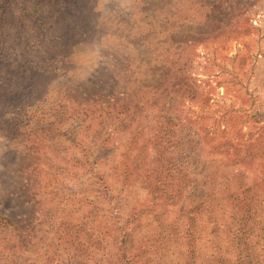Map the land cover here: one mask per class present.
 <instances>
[{
	"label": "rangeland",
	"instance_id": "374dc122",
	"mask_svg": "<svg viewBox=\"0 0 264 264\" xmlns=\"http://www.w3.org/2000/svg\"><path fill=\"white\" fill-rule=\"evenodd\" d=\"M3 2L0 0V70L5 53L14 54L11 59L20 54L21 41L25 46L37 42L29 49L30 58L39 55L40 61L48 63L34 68L41 74L17 98L19 101L0 106V213L13 220L25 214L30 220L34 211L40 210L45 218L54 204L53 193L58 192L52 215L58 216L59 222L75 227L89 215L94 220L89 218L88 223L111 226L109 234L115 233L119 221H105L104 217L115 216L117 209L124 224L134 207L150 208L153 196L149 186H144L151 182L149 177L144 179L146 169L149 171L157 159L169 158L182 146L194 150V155L184 157L181 165L185 169L179 168L171 176V188L167 189L169 180L166 182V193L180 190L174 199L178 203L168 212L171 218L180 216L183 226L178 229L169 256H165L186 264L193 249L195 258L189 259V264H218L213 261V247L208 242L213 226L200 222L194 228L189 224L196 215L197 201L188 192L197 176L202 180L209 174L218 177L220 188L227 179L233 194L243 190L256 195V202L264 201V0H10L1 6ZM57 18L62 21L56 23ZM139 53L131 73L137 75L142 70L143 74L145 70L148 87L156 88L163 82L169 87L160 101L150 97L148 103L142 102L139 115L130 114V118L137 117L130 130L118 131L111 121L115 120L113 116L107 122L103 118L99 124L97 115L81 113L79 117L72 111L63 122H54L52 115L58 114L60 101L56 95L64 91L66 84L80 91L95 81L107 86L111 84L109 76ZM174 84L176 87L171 89ZM117 89L122 87L118 85ZM45 97L49 98L43 102ZM37 102H42L41 107ZM35 113L51 118L56 136L45 137L43 131L32 136L37 150L27 158L23 149L4 140L2 129L34 118ZM168 114L172 135L161 136L163 127L159 124L167 125ZM137 128L138 141L134 136ZM138 155L145 159L140 176L133 179V174L125 181V165L129 164L131 174L132 161ZM22 164L36 167L35 175L39 177L35 182L41 200L34 208L28 205L31 187L21 183ZM163 177H167L166 172ZM200 187L204 194L207 187ZM103 190L110 192L111 201L102 197ZM75 196L79 197L73 200ZM97 202L102 204L100 212L92 204ZM161 206L157 201L156 208L144 214L140 225L130 227L135 230L129 254L150 250V241L159 240L161 244L163 234L173 231L158 227L152 219ZM43 220V224H37L38 237L30 251L36 252L39 264H67L74 250L70 241L59 239L63 226L54 219ZM68 232L74 234L72 229ZM108 235L103 250L93 248L91 257L82 256L71 264H80V260L83 264L114 262L118 247ZM145 241L147 244L141 246ZM6 249L0 238V264H16L5 263ZM173 251L175 257L171 256ZM234 256L226 263L237 264ZM256 258L253 264H264V253Z\"/></svg>",
	"mask_w": 264,
	"mask_h": 264
},
{
	"label": "trees",
	"instance_id": "16d2710c",
	"mask_svg": "<svg viewBox=\"0 0 264 264\" xmlns=\"http://www.w3.org/2000/svg\"><path fill=\"white\" fill-rule=\"evenodd\" d=\"M9 1L10 0H4V2L1 3V6H6ZM57 1L58 3L61 2V0ZM60 19L61 18H57L56 23L62 21ZM62 26L63 25H61V27ZM20 43H22L23 48L20 49V54H18L15 59H11L15 56L11 52L8 54L5 53L4 58L2 59L3 65L1 66L0 70V106H9L14 101H19L17 98L23 95L24 92L29 89L27 86H30L33 83L32 80H36L41 74L39 71L34 70V68H42V64L44 65L48 63V60L44 62L40 61L39 55L37 58H30L29 49L35 47L37 42L34 41L28 46H25L24 42L22 41ZM170 46L173 45L170 44L168 47ZM163 51L170 53L168 50ZM24 52L27 55L24 54ZM139 55L140 53L137 54L135 58H129L128 61H125L118 68V70L114 72V76H109L108 79L111 84L107 86H103L101 82L95 81L93 83H89L86 86L87 89H85V91H80L81 88H76V86L72 88L70 84H66L64 86V91H59L56 95V98L60 101L57 102L58 114L52 115L55 117L53 118L54 122H63L65 120L64 116L68 113V111H72L74 116L77 115L79 117L81 113H83V115H97V117L100 119L99 124L103 122V118L107 122L112 119L109 117L113 116L115 120L112 119L111 121H114L113 124L115 123V126L117 125L116 129L118 131L125 132L130 130L133 122L137 118H130V114L136 113L139 115L137 112H140V110H142L144 107L142 102L144 101L148 103L150 97L152 99L159 98L158 101H160L161 94H163L167 87H169L165 85L164 82L160 84L161 86L157 84L156 88L148 87V83L150 81L147 80L149 76L145 70L143 71V74H140L142 70L139 71L137 75L131 73V66L139 59L137 58ZM27 56L29 57V60ZM136 69H139V67H136ZM153 80L154 79L151 81ZM118 85H120L122 89L118 90ZM175 87V84L171 85V89ZM49 97L42 98L45 99L43 102L48 100ZM41 103L42 102H37L36 105L41 107ZM38 111L44 112V110ZM38 114L39 113H35L34 118L28 117L26 120H19L18 122L10 123L7 125L6 129H2L4 140L23 149L25 157L27 158L33 156V150H37L34 146L36 145V140L33 139L32 136H34L36 133H39L40 131L45 133V137L56 136V132L54 128H52L54 122H51V118L47 115L40 116ZM36 117L37 119H35ZM161 119L163 121L166 120V116L163 114ZM167 121L169 122L166 126L159 124L161 127H163L161 131H159L161 136L169 134L172 135L171 129L173 130V124L170 116ZM139 129L137 128L134 131L135 139L139 137ZM193 151L194 150L190 148H182L181 146V148L174 155L167 159H163V157H161L156 160L154 166H152L149 171L146 169L147 173L144 175V179L149 177L151 178V182H149V185L145 184L144 186H149L148 189L150 195L152 194L153 196L150 200L152 206H148L150 208H145L143 206L142 209H136V207H134L131 215L127 217V221L124 224H121L120 222L121 216L118 214L119 211L117 209L115 210V216L112 214L110 217L105 216V221L112 219L119 221L118 226L120 227L115 229V233L112 231V233L109 234L110 230L108 227L111 228V226L107 227L97 225L96 222L88 223L87 220L89 218L94 220V218L89 217V215L82 217L80 220L81 223L77 222L80 224H77L75 227V224L73 225V223H71L73 226L69 227L71 226L70 224L59 222L60 218L56 215H52L57 201L56 195L58 193L54 192L53 194L55 197L52 199L54 204L51 206L45 218H49L50 221L54 219L55 223L62 225V234L59 239L64 242L70 241L73 246L74 252H72V255L68 256L67 262L65 263L71 264V262L78 260L82 256H86L85 259H87V257H91L95 253L92 250L93 248L97 250H103L107 235L109 234L108 236H111L110 238L112 243L118 247V252H116L117 259L110 264H140L145 262H148L149 264H179L178 259L172 257L171 259H167V256L165 255L169 256L171 246L176 244L175 238L178 235V229L179 227L183 226L180 216L177 215L176 217L171 218L170 212H168L170 207L175 208L176 203H178H175L174 199L179 197L178 194H180V190L176 189L169 191V193L166 192L167 189L171 188V185L173 184L169 179L175 176L174 173L176 170L183 168L181 164L184 161V157L188 156V159H190L192 154L194 155ZM162 154L163 149L160 155ZM99 157L100 156H98L97 159ZM144 161L145 159H142L138 155V157L132 161L133 167L131 169V174L129 172V164H126L125 170L123 172L125 175L124 180L128 181L133 174H136L134 175L133 179L138 178L140 176V169L142 168ZM32 167V165L22 164L19 171L21 183H23L22 185L27 186V188L31 187L28 193V205L30 208H34L36 203L39 204V201L41 200V197L38 194L39 191L36 189V182L38 183L39 177L35 175L36 167L33 169ZM186 168H188L186 170H189L188 164L186 165ZM164 172H166L167 177H163ZM217 179L218 177L216 175L211 177L209 174H207V176L204 178L202 177V180H200L198 176L194 179V187L191 188L188 193H190L192 200L197 201L194 208L196 215L189 219V224L194 228H197V225L200 222L205 223L208 227L213 226L214 231L208 241L211 247H213V261L217 262L218 264H227V261L225 260L235 253L233 259L236 260L237 264H253L254 261L257 260L256 257L258 254L264 253V201L258 200L256 202V195H251L253 196L251 197L249 192L246 193L243 190L239 193L233 194V192H230L231 190L229 181L227 179L223 188H220L219 183L216 182ZM167 180H169V186L166 183ZM201 185H205L207 187V191L204 192V194L201 190ZM166 187L167 189L165 191ZM97 191L99 193L101 192L98 189ZM101 195L104 199L106 198L109 201L112 199L108 190H103ZM78 197L79 196H75L73 200ZM157 201H161L162 206L161 209L155 212L154 216L152 217L154 223L162 229H171V231H173L166 236L163 234V243L161 244L158 243L159 240L150 241V250L144 249L137 255L129 254L128 250L132 248L130 246L131 243H133L134 238L132 237L133 231L135 230V228L131 229L130 227L132 225H140L142 218L145 216L144 214L150 212L152 208H156ZM92 204L95 205L93 207L96 208V211L100 212L102 210L99 208V206H102V204ZM34 213L35 214L33 218L30 220L25 219V217H27L25 214L20 216L21 218L19 220H13L12 217L0 213V238L4 239L7 248L6 250L8 252V254L4 252V256H6L5 263H40L37 261V258H35L36 252H31L30 249L33 247L36 237H38L37 234L39 233V225L37 224H43V219L45 218L41 216L40 210L34 211ZM222 227L224 230L220 231ZM70 229L74 230V234L68 232ZM255 232L257 234L256 236H253ZM252 239H254V241L250 243L249 241ZM41 240L43 241L42 243L46 241L44 238ZM193 240L194 239L191 240L192 245ZM145 244H147L146 241L143 242L141 246ZM225 244H228V247H225ZM49 246H51V244H49ZM160 252H163V254L160 255ZM24 253L25 256H23ZM174 254L175 251L171 252V256L175 257ZM195 254V250L192 249L189 251L186 264H189V259L195 258ZM261 256H263V254H260V257ZM139 257V261H136V258L138 259ZM143 257L145 262H142ZM80 264H83L82 260H80ZM205 264L212 263L207 262Z\"/></svg>",
	"mask_w": 264,
	"mask_h": 264
}]
</instances>
